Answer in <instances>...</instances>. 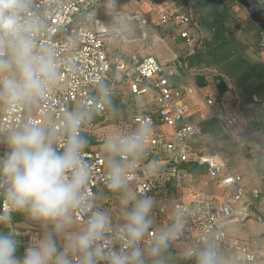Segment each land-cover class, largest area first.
<instances>
[{
  "label": "built area",
  "instance_id": "obj_1",
  "mask_svg": "<svg viewBox=\"0 0 264 264\" xmlns=\"http://www.w3.org/2000/svg\"><path fill=\"white\" fill-rule=\"evenodd\" d=\"M103 1L106 0H28L22 16L38 22L39 31L33 39L38 51L43 48L53 54L57 76L42 96L14 103L6 99L4 113L0 116V147H8L6 138L11 131L31 122L46 127L56 150L62 152L69 135L64 122L70 114L84 115L78 129V135L83 137L87 129L94 127L92 120L107 113L109 99L116 90H127L132 99L153 96L155 112L136 113L131 123L133 130L117 139L136 133L142 125L149 129L138 159L133 162L131 156H118V160L124 163H133L129 169L128 190L138 199L150 198L182 172V164L194 162L207 167L206 176L218 182L224 195L199 192L184 196L174 204L171 215L168 214L169 227L150 228V232L158 234L179 220L182 227L169 241L168 248H188L187 256L194 259L200 250L210 245L218 262L264 264V173L257 170L254 161L247 159L252 145L239 138L240 131L247 127L250 114L264 115V99L251 103L239 100L231 105L218 98H208L205 103L210 114L198 112L193 119L195 114L185 101L198 94L197 87L189 79L176 84L174 70L155 56L160 45L176 39L191 49H202V38L190 29L191 17L163 9L160 25L166 31L151 34L148 31L151 21L137 9L107 21L96 20L94 12ZM117 4L116 0H111L112 6ZM123 22L139 25L142 33L139 42L143 44L146 56L136 53L124 57L109 50L107 37L124 38L127 29L114 27L108 31L106 25ZM261 48L264 49V33ZM0 52L6 54L7 49H0ZM30 108L34 109L32 113ZM209 119L215 120L224 135L244 153L247 165L254 171V186L229 166L226 154L209 150L208 136L204 132V123ZM165 127L174 129L172 138L163 132ZM81 159L89 168V182L81 190L83 204L72 209L71 214L74 222L85 225L93 212L102 211L96 204L98 189L116 191L107 187L110 162L101 151L84 148ZM7 187L0 177V225L16 211L6 199ZM166 214V207H161L150 216L163 218ZM252 222L263 229V244L259 247L239 238L231 230L233 226L243 228ZM123 223L111 226L112 231ZM151 238L146 235L139 246L146 249L145 242ZM111 244L119 250L122 241L113 239Z\"/></svg>",
  "mask_w": 264,
  "mask_h": 264
},
{
  "label": "crops",
  "instance_id": "obj_2",
  "mask_svg": "<svg viewBox=\"0 0 264 264\" xmlns=\"http://www.w3.org/2000/svg\"><path fill=\"white\" fill-rule=\"evenodd\" d=\"M116 1L118 2L116 6L111 5V0L103 1V5L96 8L94 18L107 21L117 15L127 14L137 9L151 21L148 31L151 34H157L166 31L160 25V13L163 9L181 12L191 17L190 29L202 38V49H191L183 41L176 39L171 40L167 45H160L155 51V56L165 66L174 70L176 84L189 79L197 87L198 94L185 101L192 114H195L193 119L198 116V112L210 114L205 103L208 98H218L231 105L239 100L251 103L264 99V91H259L262 84L254 82L252 77L254 69L264 71L261 34L258 32V26L250 23L251 19L247 11L236 0L235 2L233 0ZM233 22L237 23V30L245 34L243 38H238L239 41L233 37L235 26ZM106 26L108 31L114 27L127 29V35L124 38L107 37V47L111 52L120 53L124 57H130L136 53L139 56L147 55L143 44L139 42L142 33L138 24L123 22L116 25L108 23ZM239 63L243 65L240 68L244 71L238 70ZM210 69L217 71L221 76L209 72ZM153 99V96L132 99L127 90L113 92L108 102L107 113L104 116L95 117L92 120L94 127L87 129L82 137L87 141L85 149L101 151L109 162L113 159L118 160V156L113 157L105 151L104 145L109 140L116 141L122 134L133 130L131 123L136 113H154ZM5 106L6 98L0 97V116L4 113ZM42 128L48 132L46 127ZM204 130L208 136L209 150L226 154L229 166L240 173L251 186H254L256 184L254 171L247 165L244 153L239 151L224 135L218 123L209 119L204 123ZM163 132L170 139L174 134V129L165 127ZM239 138L242 142L252 145L251 154L247 155V159L257 164L260 163V165L264 163V115L250 114L247 127L240 131ZM50 139L56 149L51 135ZM8 151L7 146L0 147V158H3ZM199 192L217 196L224 195L218 182L209 179L206 175L193 178L184 171L179 172L167 185L162 186L150 197L153 205L150 213L158 212L161 207L167 209V214L163 218H156L149 214L152 220L151 228L166 229L169 227L170 213L174 204L184 196L190 197ZM131 193L138 199L133 192ZM124 194V191L108 192L102 188L97 191L96 204L102 212L110 216L111 226L125 222V208L121 204ZM70 217L71 223L67 225V235L78 232L84 226L74 222L71 211ZM53 228L54 225L51 222L34 220L27 210H16L5 224L0 225V235H11L17 241L16 255L22 258L28 246L38 242L46 233L52 232ZM231 230L236 236L248 240L253 246L259 247L263 244V229L257 223H249L243 228L233 226ZM65 235V233H60L56 235V238L63 243ZM168 249L172 254L171 264H175L176 260L197 264V256L194 259L187 256L188 248ZM156 259L160 257L152 258L145 254L146 264H154ZM163 264L170 263L163 262ZM218 264L224 263L218 262Z\"/></svg>",
  "mask_w": 264,
  "mask_h": 264
},
{
  "label": "clouds",
  "instance_id": "obj_3",
  "mask_svg": "<svg viewBox=\"0 0 264 264\" xmlns=\"http://www.w3.org/2000/svg\"><path fill=\"white\" fill-rule=\"evenodd\" d=\"M27 7L28 0H0V49H7L6 54L0 52V97L13 103L42 96L57 76L53 54L43 48L38 51L33 39L38 22L22 16ZM83 120V114L75 113L66 118L64 128L69 135L62 152L53 147L45 129L31 122L7 136L9 151L0 158V177L8 185L7 201L14 210H27L34 220L51 222L54 228L28 246L22 258L16 255L17 241L11 235H0V264H146L145 254L160 257L182 227L177 220L167 230L150 232L151 199H136L127 188L133 163L113 159L107 187L124 191L125 222L113 232L110 216L96 211L78 232L67 235L70 211L83 204L81 190L89 182V168L81 159L87 141L78 135ZM148 134L149 129L142 125L130 136L109 140L104 149L113 157L131 156L134 162ZM60 233L66 234L63 243L56 238ZM146 235L152 238L142 249L139 245ZM113 239L122 241L119 250L112 246ZM196 255L197 264H218L210 245ZM154 264L163 262L156 259Z\"/></svg>",
  "mask_w": 264,
  "mask_h": 264
},
{
  "label": "trees",
  "instance_id": "obj_4",
  "mask_svg": "<svg viewBox=\"0 0 264 264\" xmlns=\"http://www.w3.org/2000/svg\"><path fill=\"white\" fill-rule=\"evenodd\" d=\"M233 1L235 2V0H233ZM250 23L253 24V26H255L251 20H250ZM258 32L261 35L263 33L260 29H258ZM209 72L214 73L217 76H221V74L218 73L217 71H213L210 69ZM252 77H253L254 82L257 81V82H260L262 84V86H261L262 88H260L259 91L260 92L264 91V71L254 69ZM224 78H225V76H224ZM214 134L216 135V133H214ZM256 168L258 171L264 173V163H262L261 165H260V163L259 164L256 163ZM180 169L193 178H198L200 176L207 174V167L206 166H201V165L194 163V162L182 164L180 166ZM171 257H172V254L170 253V250L167 248L164 252L161 253L160 260H162V262H166V263L171 264L172 263ZM175 264H189V263L182 262L181 260H176Z\"/></svg>",
  "mask_w": 264,
  "mask_h": 264
},
{
  "label": "water",
  "instance_id": "obj_5",
  "mask_svg": "<svg viewBox=\"0 0 264 264\" xmlns=\"http://www.w3.org/2000/svg\"><path fill=\"white\" fill-rule=\"evenodd\" d=\"M248 13L249 18L264 33V2L255 0L253 7L252 0H236Z\"/></svg>",
  "mask_w": 264,
  "mask_h": 264
},
{
  "label": "rangeland",
  "instance_id": "obj_6",
  "mask_svg": "<svg viewBox=\"0 0 264 264\" xmlns=\"http://www.w3.org/2000/svg\"><path fill=\"white\" fill-rule=\"evenodd\" d=\"M243 12H244V11H243ZM233 24H235V26H234V28H233V37H235L236 40L239 41L238 38H243V37L245 36V34H244V33H240V32L237 30V23L233 22ZM235 29H236L237 31H236ZM237 41H236V42H237ZM234 43H235V42H234ZM242 66H243V65H242L241 63H239V64H238V67H239L238 70L244 71L243 68H240V67H242ZM245 78H246V76H245ZM130 106H131V105H130ZM130 108H131V107H130ZM33 110H34L33 108H30V111H29V112L32 113Z\"/></svg>",
  "mask_w": 264,
  "mask_h": 264
},
{
  "label": "snow or ice",
  "instance_id": "obj_7",
  "mask_svg": "<svg viewBox=\"0 0 264 264\" xmlns=\"http://www.w3.org/2000/svg\"><path fill=\"white\" fill-rule=\"evenodd\" d=\"M252 3H253V7L255 6V0H252Z\"/></svg>",
  "mask_w": 264,
  "mask_h": 264
}]
</instances>
